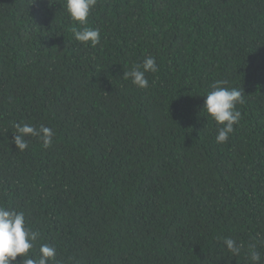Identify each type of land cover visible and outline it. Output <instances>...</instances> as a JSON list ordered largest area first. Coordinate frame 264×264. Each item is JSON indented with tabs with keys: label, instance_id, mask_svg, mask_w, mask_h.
<instances>
[{
	"label": "trees",
	"instance_id": "1",
	"mask_svg": "<svg viewBox=\"0 0 264 264\" xmlns=\"http://www.w3.org/2000/svg\"><path fill=\"white\" fill-rule=\"evenodd\" d=\"M0 0V204L49 264H264V0H97L77 41L65 0ZM146 56L147 88L124 77ZM244 93L226 143L203 108ZM14 123L53 129L50 147ZM230 237L244 248L232 256ZM20 256H17V261Z\"/></svg>",
	"mask_w": 264,
	"mask_h": 264
},
{
	"label": "clouds",
	"instance_id": "2",
	"mask_svg": "<svg viewBox=\"0 0 264 264\" xmlns=\"http://www.w3.org/2000/svg\"><path fill=\"white\" fill-rule=\"evenodd\" d=\"M53 3L54 0H48L49 6ZM96 4L97 0H65L64 5L71 19L82 26L79 30L73 28L75 39L93 47L100 43V30L86 25L90 12ZM157 71L158 65L155 57L146 56L142 64L133 65L129 71L124 72V77L130 78L134 85L143 89L149 86L145 74ZM225 84L226 81L217 80L213 85V90L205 95L203 106L217 124V143L228 141L230 134L234 131V125L241 117L237 105L244 103L243 91L238 88L225 87ZM13 127L15 135L12 142L20 151L27 149L28 142L25 137L29 136L39 138L44 148L50 147L53 143L55 135L53 129L43 124L36 127L27 123H14ZM40 236L39 230H33L26 225L22 211L18 212L0 204V264H49L50 261H55L56 248L49 244H40L39 255L30 254ZM222 243L232 256H239L244 248L242 243L230 237L223 238ZM18 255L20 256L19 261H17ZM248 259L251 264H260L261 254L255 250L254 246L248 248Z\"/></svg>",
	"mask_w": 264,
	"mask_h": 264
}]
</instances>
